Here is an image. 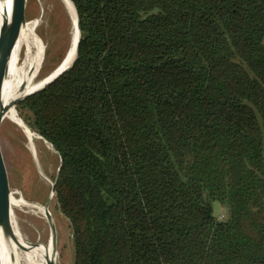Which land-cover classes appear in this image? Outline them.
I'll use <instances>...</instances> for the list:
<instances>
[{
    "label": "trees",
    "instance_id": "obj_1",
    "mask_svg": "<svg viewBox=\"0 0 264 264\" xmlns=\"http://www.w3.org/2000/svg\"><path fill=\"white\" fill-rule=\"evenodd\" d=\"M72 2L76 61L17 110L74 264H264V0Z\"/></svg>",
    "mask_w": 264,
    "mask_h": 264
},
{
    "label": "rangeland",
    "instance_id": "obj_2",
    "mask_svg": "<svg viewBox=\"0 0 264 264\" xmlns=\"http://www.w3.org/2000/svg\"><path fill=\"white\" fill-rule=\"evenodd\" d=\"M26 18L27 26L36 29L37 36L46 48L45 54L36 55L30 66L35 69L44 61L41 78H45L63 61L68 49L65 43L68 44L67 36L69 31L72 32V25L66 22L65 10L58 0H27ZM37 21L38 25L35 24ZM24 33L13 55L11 67L20 66L26 55L29 41L28 38L23 39ZM16 111L19 114L17 108ZM17 116L19 118L20 114ZM25 127L28 128L27 125ZM24 131L20 124L9 120H4L0 128V144L13 193L15 230L26 243L41 242L46 245L50 242L51 228L48 220L40 209L35 208V204L46 206L49 203V211L57 229V264H74L70 223L58 210L55 195L52 196L60 157L38 134L30 130L35 135L31 142ZM212 206L219 220L227 219L228 210L225 205L215 201Z\"/></svg>",
    "mask_w": 264,
    "mask_h": 264
},
{
    "label": "bare ground",
    "instance_id": "obj_3",
    "mask_svg": "<svg viewBox=\"0 0 264 264\" xmlns=\"http://www.w3.org/2000/svg\"><path fill=\"white\" fill-rule=\"evenodd\" d=\"M10 1L11 0H0V30L4 21L9 18ZM58 1L65 10L66 22H70L72 25V32L69 31L67 36L68 44L65 43V46L68 45V49L61 64L45 78H41V70L44 61H42L37 68L31 69L30 65L32 60L36 55L45 54L46 48L44 42L37 36L36 29L30 28L29 25L27 26L23 37V39L28 38L29 41L23 62L18 67H11V62L13 60L12 57L10 64L5 68L4 72L2 102L7 108L5 120H9L18 125L20 124L21 128L25 130L31 142L34 141L35 135L23 124H21L17 116L18 114L14 107V103L42 88L54 74L61 72L69 66L76 56V47L79 39L77 12L70 0ZM35 24L38 25V21ZM37 140H39V138ZM35 208L40 209L41 212L44 213V210L38 206H35ZM17 235L19 239H23L18 233ZM23 243L27 244L24 240ZM39 243L40 247H29L27 251H23L13 242L6 245L4 236L0 232V264H50V262L54 260L52 257V246L50 242L46 245L41 244V242ZM55 262L57 264V256L55 258Z\"/></svg>",
    "mask_w": 264,
    "mask_h": 264
},
{
    "label": "water",
    "instance_id": "obj_4",
    "mask_svg": "<svg viewBox=\"0 0 264 264\" xmlns=\"http://www.w3.org/2000/svg\"><path fill=\"white\" fill-rule=\"evenodd\" d=\"M70 1L72 2V0ZM26 8H27V0H11L9 18L8 20L4 21L2 28L0 30V128H1L3 121L5 120V116L7 113V108L3 105V102H2L3 88H4V72H5V68L10 64L12 60L15 50L19 47L21 37L27 26ZM77 17H78L79 39H78L77 47H76V56L73 62L69 66H67L65 69H63L61 72L54 74L50 78V80L47 81L43 85L42 88L34 91L33 93L29 94L28 96L14 103L15 109L17 108V105L21 101L43 90L44 88H46L48 85L55 82L59 77H61L63 74H65L67 71L71 69V67L73 66L79 54L80 40L82 37V29H81L78 12H77ZM19 119L24 124L20 116H19ZM60 168L61 167H59V170ZM55 193H56V183L53 184L52 196H54ZM12 199H13V193L11 191L9 174L7 171V167L5 164V160L3 157L1 144H0V232L4 236V241L6 245L13 242L23 251H27L29 247H40L39 242L37 243L27 242V244H25L23 243V239L21 240L18 238V235L15 230V226L13 224V201ZM35 205H37L39 208L44 210V214L50 225V228H51L50 244L52 246V257L54 259L50 262V264H56L55 258L57 256L58 237H57V229H56L55 223L49 211V203H47L46 206H41L39 204H35Z\"/></svg>",
    "mask_w": 264,
    "mask_h": 264
}]
</instances>
